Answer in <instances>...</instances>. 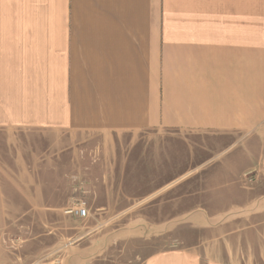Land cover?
<instances>
[{"label":"crops","instance_id":"1","mask_svg":"<svg viewBox=\"0 0 264 264\" xmlns=\"http://www.w3.org/2000/svg\"><path fill=\"white\" fill-rule=\"evenodd\" d=\"M151 133L162 160L212 161L180 180L186 243L140 264L250 262L249 234L264 244V0H0V165L79 160L86 135ZM193 135L209 151L190 153ZM110 203L98 209L122 210ZM159 227L171 236V217ZM118 238L69 264H108L88 246Z\"/></svg>","mask_w":264,"mask_h":264},{"label":"rangeland","instance_id":"2","mask_svg":"<svg viewBox=\"0 0 264 264\" xmlns=\"http://www.w3.org/2000/svg\"><path fill=\"white\" fill-rule=\"evenodd\" d=\"M192 137L187 148L190 153L196 148L209 151L194 140L195 135ZM79 140V160L0 165L2 178L17 174L22 178L0 180V264H53L58 258L61 264H69L71 258H84L81 253L85 243L107 236L119 238L97 242L92 251L91 245L88 249L94 256L108 255V264L117 259H133L140 264L153 252L179 250L186 243L181 241L186 230L180 236L182 220L177 211L181 204L180 180L198 171L201 162L206 169L211 156L197 163L162 160L166 146L152 133L142 138L132 134L86 135ZM91 152L98 153V160H91ZM171 152L173 157L180 156L182 148L173 144ZM246 177L253 180L255 173L250 171ZM163 186H169L165 192L172 198L171 213L163 209ZM99 191L108 197L100 198ZM110 202L121 205L122 210L98 209L100 204ZM81 203L88 209L86 216L67 212ZM169 216L171 236L159 227ZM249 236L251 261L246 264H264V244L257 242V232Z\"/></svg>","mask_w":264,"mask_h":264},{"label":"built area","instance_id":"3","mask_svg":"<svg viewBox=\"0 0 264 264\" xmlns=\"http://www.w3.org/2000/svg\"><path fill=\"white\" fill-rule=\"evenodd\" d=\"M84 204L85 203L79 204L77 208H73V209L69 208L67 212L75 213L78 217H84L88 213V209ZM53 264H61V260L58 258L53 262Z\"/></svg>","mask_w":264,"mask_h":264}]
</instances>
